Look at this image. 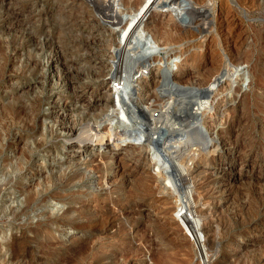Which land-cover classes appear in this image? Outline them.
I'll return each mask as SVG.
<instances>
[{
	"label": "rangeland",
	"instance_id": "1",
	"mask_svg": "<svg viewBox=\"0 0 264 264\" xmlns=\"http://www.w3.org/2000/svg\"><path fill=\"white\" fill-rule=\"evenodd\" d=\"M119 1L0 0V264H197L192 238L184 233L180 211L175 212L185 198L183 185L169 191L157 173L160 184L144 181L142 167L153 169L156 159L141 162L134 148L148 137L157 144L152 126L160 137L182 128L198 93L167 85L157 90L164 98L155 103L156 110L137 111L131 100L140 84H130L124 73L135 59L138 66L148 60L154 72L175 60L184 69L171 76L188 74L189 85L196 65L185 59L198 53L197 61L203 62L206 53L204 69L215 70L213 59L228 47L220 43L225 31L213 40L223 52L198 38L197 43L195 38L175 40L161 49L154 38L137 32L130 52L117 53L120 21L134 11L127 0ZM211 2V19L221 17L222 9L235 16L240 54L223 61L233 89L212 119L228 143L197 160L187 180L198 190L194 196L205 224L208 263L264 264V0ZM156 7L153 11L165 21L177 16L175 7V14ZM187 14L176 20L191 26ZM117 77L121 92L102 95ZM101 98L111 106L101 105ZM114 101L121 102L115 107ZM151 114L157 119L144 117ZM72 127L77 130L73 135ZM98 129L121 135L110 164L106 154L114 142L91 139L98 138ZM78 167L90 170L95 181L69 178ZM84 205L98 214L91 207L66 212ZM84 222L85 228L73 226Z\"/></svg>",
	"mask_w": 264,
	"mask_h": 264
},
{
	"label": "bare ground",
	"instance_id": "2",
	"mask_svg": "<svg viewBox=\"0 0 264 264\" xmlns=\"http://www.w3.org/2000/svg\"><path fill=\"white\" fill-rule=\"evenodd\" d=\"M112 1L114 2L116 0H112ZM127 1L129 3H131L134 7V9H133L134 11L131 12L133 14V17H131V18L126 17L127 20L125 23L123 22L124 20L120 21L122 26H121V31H120V35H119L120 39L118 42L119 47L117 49V53L121 52V54H122V53H129L130 52V50H131L130 45H132L133 39H135V34L137 36V32H141V33L145 32L146 33L145 37L147 40L150 38V36L152 38H154L153 40H156L158 42L161 49H163L165 46L170 45L175 40H183V39H188V38H189V40H190V38H193V39L195 38L194 40L196 43L198 42L196 40V38L200 39L199 41L203 44L205 42H208L207 48L211 49V48H213V46H214V48L219 47L218 41H213L216 33L218 35V32L225 31L224 32V38L221 39L220 43L225 42V44L227 43L228 47H225V53H220L219 55L217 54L218 55L217 58L213 59L214 58L213 55L215 53L212 55V57H213L212 59L214 60V62H216L215 65H217V67L215 66L216 67L215 70L212 71V70L204 69L205 66L207 65V59L209 58L206 56V53L202 54L203 60H204L203 62L197 61L198 53H195V54L190 53V55L185 59V61H187V62L192 61L196 65V71H195L196 78L194 77L195 81L190 82L189 85L187 83L188 82V74H177V75L171 76V74L173 72H175V69H184V67L179 68L178 66L181 65L180 64L181 62L179 63L178 61H175V60L174 61L172 60L169 64H168V61H170V60H168L167 61L168 65L166 66V69H161L160 71L157 70V72H154V71H151L152 68H149L150 62H148V60L145 62H142L138 66L137 65L138 62H136V59L133 56V58L135 59V62H132L134 59L132 61L130 59L132 64H130L131 62L129 63L130 67L127 71V74L124 73V75H125L124 78H126V80L128 79L130 84H134L135 82H137V84H140L139 86L137 85V87H136V92H134L133 99H132L133 101L131 99H129V100H131V103L132 102L135 103V105L137 107L136 108L137 111H138V108L140 110H143L142 108L145 106H146V109L152 108V109L156 110V108L158 106L157 104L159 103V101L161 103L162 98H164L163 97L164 95L160 96L159 93L157 92V90L161 89V87L163 88L164 86H167V85H170L172 87L176 86V88H182L184 90H189V91L192 89L198 93L196 105L193 108L191 107L189 109L188 115L186 117H182V120H185L188 117L190 118V120H188L187 123H185L182 128H178L179 130H175V131H168V132L164 133L162 135V137H160L157 135L158 132H156L157 130L155 129V127L152 126V128H154V129H152V131H154V133H156L155 136L157 137V140L160 142V144L158 143V141H157L158 145L156 143H154L152 141L153 137L152 138L148 137L145 141L143 140L144 142L138 144V146H136V147L134 146L135 147L134 149H136L137 151H140V161L141 162H150V161L152 162L154 159H156L154 167H153L154 171H156V172H153V169H151V168L142 167L143 171H142L141 175L143 177V180L144 181L145 180H147V181L151 180V182L154 181V182H157L158 184H160L157 177L158 176L163 177L164 179H166L165 185L163 187H165V188L167 187V189H169V191L175 190L177 184H179L181 182V184L183 185V188H184L185 198H183L184 200H182L180 202V205L176 208L175 212L179 213V211H180V214L183 217L182 221L184 223H186L187 225L189 223H191L192 221H194L196 223H199L200 226L201 227L203 226V228H204L205 224L203 222V218L197 213L198 212L197 207H199L198 206L199 201L197 202V200L194 196V192H197L198 190L194 191V189H195L193 187L194 185L191 182H189V180H187V179L189 178L188 177L189 171L191 170L192 167H194L197 160L203 161L204 159H207L209 157L208 156L209 153H211L213 155H215L216 153H219V151L223 150L224 146L227 145V143H228L227 139L225 138L224 134L221 131V128H219V126L217 124L215 125L213 122L214 120L212 121V119L214 117H216L220 111L219 110L220 107L218 108L217 105L220 102L227 100L228 95L231 94L232 89H233V86H232L233 84L231 83V79L229 78L230 73L226 71V68L224 66L225 63L223 61L225 60V58H227L226 60L228 61L230 56H233L235 54H240V51L237 47V39H235L236 37L234 36V33H233L234 27L238 25V22H237L235 16L230 14V11H228V10L226 11L224 9L221 10V12H224V14H222L221 17L217 16V17L211 19L210 18V16H211L210 10L212 9V7H211V5H209L207 3V0H177L176 2H178V3L176 5L171 4V3L170 4L165 3V1H167V0H164V2L162 4H160V2H162V1L157 3V2H155V0H134V1L127 0ZM211 1L213 2L214 0H211ZM106 2H107V0H106ZM119 2H117V3H119ZM123 2H125V1H123ZM167 2H169V1H167ZM173 2H174V0H173ZM110 3H111V1H110ZM178 4H180L181 6H179ZM125 5H126V3H125ZM154 6H157V7L160 6L161 8H159V9H162V11H168L170 14L171 13L175 14V12H172L173 8L175 7L176 8V14H177L176 18L178 17V19L181 18L182 14L184 15L185 13H188L187 16L190 15V22L191 23H189V22H187V23L191 24V26L190 25H184V23H181L180 20L178 22L177 21L178 19L177 20H176V18L174 19L175 16L173 14H171L172 19L166 20V21L163 20L160 16H158V14H155V11H153L155 8L153 9L152 7H154ZM203 6L206 8H203ZM118 10L119 9H117L115 11H118ZM115 13H114V15L117 14L116 16H118V13H116V14ZM198 13L201 16H203L204 18H200V19L197 18ZM161 16H162V14H161ZM123 23H124V25H123ZM187 23H185V24H187ZM203 25H207L206 28H203ZM152 38H150V39H152ZM144 40H145V38H144ZM153 40H151V41H153ZM215 40H218V39H215ZM181 42H183V41H181ZM151 44H153V43H151ZM174 44L175 43H173V45ZM191 44H193V40H192ZM221 45H223V44H221ZM188 46H190V45H188ZM173 48H171V49L173 50ZM199 48L200 47H198V49ZM196 49H197V47H196ZM220 50H221V52H223L222 49H220V47H219V51ZM206 52H208V51H206ZM169 55H171V54L169 53ZM120 56L122 57V55H120ZM131 57L132 56L130 55V58ZM123 61H124V59H123ZM125 64L127 66L126 62H125ZM211 65H214V64H211ZM161 66H162V64H160L158 66V68H161ZM175 66H177V68ZM164 68H165V66H164ZM120 69L123 73L124 70H122V68H120ZM167 69H168V72L166 71ZM124 75L122 74L121 77ZM144 75H146L145 78L141 79V77H143ZM189 77H190V74H189ZM119 78H120V76H119ZM119 78L117 77L112 82V84L109 86L108 90L106 88L105 89L103 88L104 90H103L102 95H107L109 97L112 94H115L116 90H117L116 93L121 92L119 90H120V87L122 85L120 86L121 81H119ZM124 78L122 77L120 79L123 81ZM227 79H230V81L228 83H226ZM190 80H192V79H190ZM130 84H128V85H130ZM236 89H237V87H236ZM172 94H173V92L170 93V95H172ZM175 94H178V93L175 92ZM118 95H120V94H118ZM116 98H120V97L116 96ZM130 98H132V97H130ZM100 100L102 101L101 105H104L106 107L111 106L109 99H105L103 101V99L101 98ZM120 102H118V103H120ZM118 103H116L114 101V103H112V106L117 107ZM155 103H157V104H155ZM133 106H134V104H133ZM106 109H108V108H106ZM134 109H135V107H134ZM144 110H145V108H144ZM139 113H141V112H139ZM227 113H228V111H227ZM159 114H160V110H159ZM159 114H157V115H159ZM144 117L149 119L150 121L156 118L155 114H151V117H149L148 115H146ZM222 118H224V117H221V120H223ZM148 124L150 127V122H148ZM101 126H103V125H101ZM96 130H97V128H96ZM75 132H77L76 128L72 127L71 128V134L73 135V134H75ZM94 132H95V129H94ZM92 134H91V137H92ZM119 134L120 133H118V134L113 133L112 129H111V131L109 129L108 130L106 129L105 131L98 129V131L96 133H94V136H98V138H96V139L91 138L93 140H99L101 142V144H103V141H105L107 139V137H108V139L113 140L114 143H111V145H110V148H111L110 155L106 154V158L108 159V160H106L107 164H110V162H113V160H115V158H116L115 154L112 155V150L117 149L119 146L118 139H119V136H121ZM117 135H119V136H117ZM130 135H131V133H130ZM148 135H149V133H148ZM159 146H160V148H159ZM83 168H85V167H83ZM90 169H91V167H90ZM85 170L86 169H83V171H82V169L80 170V168L78 167V172H76V173L71 172L72 174L69 175L70 176L69 178H73V179L77 178V177L80 178L79 175H81V180L86 179L87 182L88 181L94 182L95 181V179L93 178L94 175L92 173H89L90 170L88 171V173L86 172L87 170L86 171ZM91 170H93V169H91ZM155 173H157L158 176H156ZM86 184H88V183H86ZM161 185H162V183H161ZM156 187H157V185H156ZM163 187L158 185V188H160V189H162ZM170 194H171V192L169 193V196H170ZM197 195L200 196L198 193H197ZM160 198H163V195ZM200 198H199V200H201ZM107 204H106V206H107ZM85 207L89 208L91 206L84 205L83 208H77L75 206H71L68 208V210L66 212H67V214L68 213L72 214L75 212L81 213V211ZM92 208H93V212H95L97 210V208H95V207H91V209ZM178 208H179V210H178ZM95 214H96V212H95ZM78 217H80V216H78ZM94 217H95V215H94ZM86 218L88 219L89 216L88 217L86 216ZM82 220H83V218H82ZM73 221H72V223H73ZM75 222H77V221H75ZM111 222H112V220H111ZM87 225H88L87 222H84L83 224H78V223L73 224V226H75L76 228H81V229L85 228ZM192 232H193V235H194V232L196 234H198V230H196V229H193ZM201 233H202V231H201ZM202 235H203V233H202ZM204 240H205V245H206V238L205 237H204Z\"/></svg>",
	"mask_w": 264,
	"mask_h": 264
},
{
	"label": "built area",
	"instance_id": "3",
	"mask_svg": "<svg viewBox=\"0 0 264 264\" xmlns=\"http://www.w3.org/2000/svg\"><path fill=\"white\" fill-rule=\"evenodd\" d=\"M181 226H182V228L184 230V233L186 234V232H187L188 235L191 236V238H192V240L191 239L190 240L194 244V249L196 251L197 264H209L208 263V256H207V253H206L205 240H204V237H203V235L201 233L202 228H201L200 224L192 221L188 225L186 223H182ZM193 229L198 230V234H196L194 232V235H193V232H192Z\"/></svg>",
	"mask_w": 264,
	"mask_h": 264
}]
</instances>
